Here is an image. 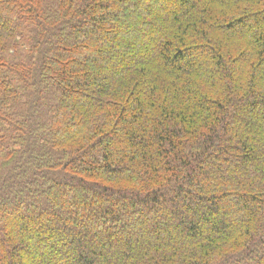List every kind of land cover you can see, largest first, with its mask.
Here are the masks:
<instances>
[{
  "label": "trees",
  "instance_id": "16d2710c",
  "mask_svg": "<svg viewBox=\"0 0 264 264\" xmlns=\"http://www.w3.org/2000/svg\"><path fill=\"white\" fill-rule=\"evenodd\" d=\"M0 264H264V0H0Z\"/></svg>",
  "mask_w": 264,
  "mask_h": 264
}]
</instances>
